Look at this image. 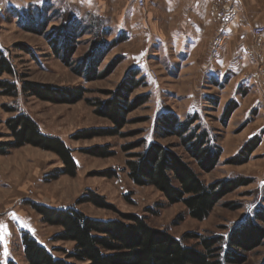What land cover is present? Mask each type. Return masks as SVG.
<instances>
[{"label": "rangeland", "instance_id": "rangeland-1", "mask_svg": "<svg viewBox=\"0 0 264 264\" xmlns=\"http://www.w3.org/2000/svg\"><path fill=\"white\" fill-rule=\"evenodd\" d=\"M142 1L0 0V53L13 71L0 75L1 264H27L23 234L58 258L73 251L35 206L99 221L136 215L178 240L189 233L226 239L264 209V35H255L264 28V0H208L198 36L185 25L188 0L172 3L170 12L161 0ZM26 84L80 89L82 97L74 104L44 101L24 92ZM113 98L126 106L117 123L104 109ZM163 115L179 124L196 117L194 125L220 148L213 170L201 172L179 136L161 135ZM18 116L61 142L73 169L52 147H7ZM103 132L114 135L91 136ZM255 137L260 143L245 160L241 149ZM152 143L180 156L205 184L249 185L225 194L205 220H192L183 205L169 206L153 187L129 179L126 163ZM256 225L264 233V224ZM256 241L238 251L242 264H264V235ZM182 243L197 246L199 239Z\"/></svg>", "mask_w": 264, "mask_h": 264}, {"label": "trees", "instance_id": "trees-1", "mask_svg": "<svg viewBox=\"0 0 264 264\" xmlns=\"http://www.w3.org/2000/svg\"><path fill=\"white\" fill-rule=\"evenodd\" d=\"M2 74L12 75L13 71L10 63L0 53V75ZM11 89H14L13 86ZM23 90L53 103L74 104L82 97L80 89H58L47 85L26 84ZM125 108L124 102L117 98L108 101L104 107L106 115L116 123L121 121ZM196 122L194 117L179 124L176 118L163 115L158 119L160 125L157 128L162 136H179L189 158L201 172L208 173L215 167L221 152L210 133L199 125H194ZM9 127L13 141L7 147H52L73 169L70 154L63 144L39 134L30 119L18 116L10 122ZM108 135L114 133L103 132L91 136ZM259 143L260 139L256 137L245 143L240 152L245 160ZM141 146H145L143 141ZM91 153L97 156L95 151L92 150ZM100 156L104 154L100 153ZM233 163L237 164L238 161L233 160ZM126 165L128 177L135 185L153 187L169 206L183 205L186 214L199 222L208 217L225 194L249 185L245 179L205 184L189 163L157 143L146 146L143 152L136 155L135 161H128ZM34 208L46 223L61 228L57 240L73 242L74 249L65 259H61L53 256L29 235L23 234L24 258L27 264H75L69 260L87 264H242L243 260L240 259L238 251L256 247L257 245H248L257 244L256 240L263 239L264 235L256 225V221L264 224V209H259L252 217H247L226 239L221 236L198 238L191 233L185 234L182 239L184 241L199 239L197 246H187L181 239L172 237L166 231L147 226L143 217L136 215H124L122 220L99 221L87 218L74 209L59 210L42 206ZM246 234H253V239ZM7 264L16 263L9 261Z\"/></svg>", "mask_w": 264, "mask_h": 264}, {"label": "crops", "instance_id": "crops-1", "mask_svg": "<svg viewBox=\"0 0 264 264\" xmlns=\"http://www.w3.org/2000/svg\"><path fill=\"white\" fill-rule=\"evenodd\" d=\"M164 3H168L170 6L168 11L170 12L173 7H171L172 3H175L176 1L181 0H161ZM208 0H188L187 6L185 8L184 17L186 20V27L193 30L194 35L198 36V34L202 33V27L200 25V20L205 17V10ZM167 4V5H168ZM188 38V37H187ZM188 43L190 40H186ZM191 43V42H190ZM191 46V45H190ZM190 50L192 47L189 48ZM7 255H10L8 252Z\"/></svg>", "mask_w": 264, "mask_h": 264}, {"label": "built area", "instance_id": "built-area-1", "mask_svg": "<svg viewBox=\"0 0 264 264\" xmlns=\"http://www.w3.org/2000/svg\"><path fill=\"white\" fill-rule=\"evenodd\" d=\"M140 2V3H143L142 0H137V2ZM232 12L233 10L231 9H228L226 11L223 12V17L224 19H226L225 21H228L231 16H232ZM255 35L261 39V37L264 35V28H261V27H258V28H255ZM153 77H155V75H153Z\"/></svg>", "mask_w": 264, "mask_h": 264}]
</instances>
